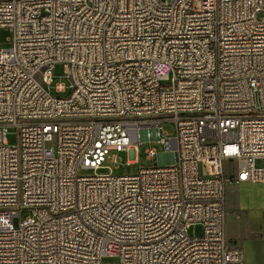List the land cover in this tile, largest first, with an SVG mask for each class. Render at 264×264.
Listing matches in <instances>:
<instances>
[{
	"label": "built area",
	"instance_id": "built-area-1",
	"mask_svg": "<svg viewBox=\"0 0 264 264\" xmlns=\"http://www.w3.org/2000/svg\"><path fill=\"white\" fill-rule=\"evenodd\" d=\"M1 28L0 264H243L224 205L264 181V0H0ZM144 139L170 161L78 175Z\"/></svg>",
	"mask_w": 264,
	"mask_h": 264
},
{
	"label": "rangeland",
	"instance_id": "rangeland-1",
	"mask_svg": "<svg viewBox=\"0 0 264 264\" xmlns=\"http://www.w3.org/2000/svg\"><path fill=\"white\" fill-rule=\"evenodd\" d=\"M165 1V0H163ZM11 33L6 28L0 29V49L9 48L11 43L9 41ZM64 65L60 62H57L53 65L51 68V75H52V85L47 87L50 90V92L53 95H62L67 96L69 94L70 88H69V82L63 75ZM36 80H39V75H37ZM65 83V91L63 92H56L53 88V85L55 83ZM164 85H167L170 83V80H163L161 82ZM162 125V128L170 134V136H173L175 133V121L172 120H162L160 122ZM6 142L9 145H16L18 142V130L14 125H11L8 127L7 133H6ZM148 147H154L157 150L158 156L156 158L147 159L146 157V149ZM116 157L117 163L112 161V158ZM170 161V157L163 153V147L160 143L153 141H147L142 140L136 147H129V149L118 151L115 149L109 150V153L105 160L102 162V165L97 169H91V168H78L77 173L80 176H90L95 174H105L112 172L115 175H132L135 174L140 167L144 166H151V165H157L158 161ZM130 161V162H129ZM227 169V175L233 176L234 175V164L232 162L225 163ZM252 182H258L264 184V181H252ZM28 210H22L20 212L19 217H15L14 221L15 223L18 222L19 218H24L26 215H28ZM201 232V225L196 224L194 226H191L188 230V234L191 237L198 236ZM229 246V245H228ZM230 247V246H229ZM102 264H116V260L114 258L110 257H104L102 259Z\"/></svg>",
	"mask_w": 264,
	"mask_h": 264
},
{
	"label": "crops",
	"instance_id": "crops-1",
	"mask_svg": "<svg viewBox=\"0 0 264 264\" xmlns=\"http://www.w3.org/2000/svg\"><path fill=\"white\" fill-rule=\"evenodd\" d=\"M224 234L243 264H264V184L230 183L226 187Z\"/></svg>",
	"mask_w": 264,
	"mask_h": 264
}]
</instances>
